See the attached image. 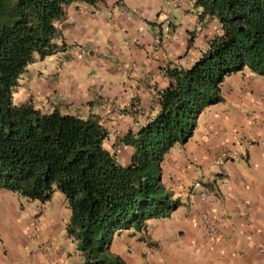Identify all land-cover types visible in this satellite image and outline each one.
<instances>
[{"label": "crops", "instance_id": "obj_1", "mask_svg": "<svg viewBox=\"0 0 264 264\" xmlns=\"http://www.w3.org/2000/svg\"><path fill=\"white\" fill-rule=\"evenodd\" d=\"M199 15L194 0L72 3L56 22L58 51L26 69L13 102L97 117L108 132L104 147L128 165L132 149L121 139L156 113L170 81L164 69L189 68L215 36ZM221 91L224 101L206 109L188 143L163 161L175 210L114 238L111 251L126 264H264V79L244 70ZM204 218L222 237L206 235ZM68 221L66 204L0 190V264L82 263Z\"/></svg>", "mask_w": 264, "mask_h": 264}, {"label": "trees", "instance_id": "obj_2", "mask_svg": "<svg viewBox=\"0 0 264 264\" xmlns=\"http://www.w3.org/2000/svg\"><path fill=\"white\" fill-rule=\"evenodd\" d=\"M100 1L0 0V190L42 204L58 191L80 264H126L111 251L114 238L142 232L177 207L162 180L165 156L188 143L206 109L224 101L226 78L247 70L264 79V0H194L199 19L216 21L218 33L189 68L164 69L170 81L156 113L121 139L132 149L126 166L104 147L108 132L97 117L13 102L26 69L58 51L56 22L66 7Z\"/></svg>", "mask_w": 264, "mask_h": 264}, {"label": "rangeland", "instance_id": "obj_3", "mask_svg": "<svg viewBox=\"0 0 264 264\" xmlns=\"http://www.w3.org/2000/svg\"><path fill=\"white\" fill-rule=\"evenodd\" d=\"M197 9V8H196ZM213 20H209L207 21V26H206V30L208 31V34L210 35H213V34H217L218 33V25H217V22L216 21H213ZM113 155L115 154L114 151L111 152ZM118 159V162L123 165V166H126L127 164H125L123 161H124V158H120V157H117ZM48 203V206H53L55 208L59 207V206H62V205H65V199L64 197L58 192H54L53 195H52V198L50 201L47 202Z\"/></svg>", "mask_w": 264, "mask_h": 264}, {"label": "built area", "instance_id": "obj_4", "mask_svg": "<svg viewBox=\"0 0 264 264\" xmlns=\"http://www.w3.org/2000/svg\"><path fill=\"white\" fill-rule=\"evenodd\" d=\"M170 24L167 23L165 29H164V32H168L170 30ZM155 44L156 45H159L160 44V36H157L156 39H155ZM135 109L136 110H139V106L136 105L135 106ZM227 157V154L226 153H220L219 156L216 158L215 160V163L219 166H222L224 164V160L226 159ZM204 220V224H205V230H206V235L209 236V237H212V236H217V237H222L220 233H217V230L214 226L208 224V221L207 219H203ZM47 250H49V246L46 247ZM261 252H264V250H261Z\"/></svg>", "mask_w": 264, "mask_h": 264}]
</instances>
